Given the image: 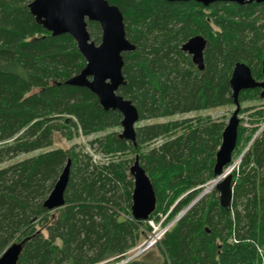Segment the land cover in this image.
Masks as SVG:
<instances>
[{"label": "trees", "instance_id": "1", "mask_svg": "<svg viewBox=\"0 0 264 264\" xmlns=\"http://www.w3.org/2000/svg\"><path fill=\"white\" fill-rule=\"evenodd\" d=\"M31 1L0 0V255L18 243L22 251L17 264L117 263L137 246L139 228L146 224L118 214L130 215L133 186L123 168L126 162L96 164L73 149H46L56 132L67 139L71 129L84 135L102 132L119 127L121 116L104 111L87 89L65 84L85 62L71 36H51L35 22L27 8ZM108 3L122 14L125 38L135 47L122 54L125 85L118 95L130 100L138 122L152 123L135 128V145L114 133L94 143L106 154H136L152 141L181 132L135 155L155 193L149 219L167 214L169 222L215 179V154L225 125L154 121L232 104L229 80L236 63H244L255 80L261 79L264 3ZM87 30L91 41L100 42L96 23H87ZM196 35L206 40L202 71L181 51ZM258 93L241 92L239 104L255 100ZM252 116L258 124L264 121V110ZM258 129L238 125L236 152ZM35 151L40 153L10 162ZM68 160L64 206L48 212L43 202ZM230 176L228 208L220 206L214 189L166 232L161 240L165 264H264V127ZM121 264L145 263L137 257Z\"/></svg>", "mask_w": 264, "mask_h": 264}, {"label": "water", "instance_id": "2", "mask_svg": "<svg viewBox=\"0 0 264 264\" xmlns=\"http://www.w3.org/2000/svg\"><path fill=\"white\" fill-rule=\"evenodd\" d=\"M168 2H195L208 7L213 3H231L238 6L250 3H264V0H166ZM30 15L35 22L51 34L60 36L67 34L75 41L77 50L85 64L82 70L65 81L70 87L85 88L98 100L104 111H117L121 116V133L119 139L135 145V125L138 115L130 100L118 95V90L125 85L121 74L123 65L122 54L135 50L126 38L123 17L118 8L108 3V0H32L27 5ZM87 23H96L100 29L99 44L90 40ZM206 40L196 35L181 47L187 53L191 63L198 70H203V52ZM260 81L255 80L249 67L244 63H236L229 80L232 104L235 107L221 133L220 145L215 154L213 176L222 179L215 184L219 204L222 208L230 206L232 198L231 176L224 175V169L230 164L236 147L237 129L240 110L238 96L247 90H259V98H264V62L261 65ZM69 160L63 167L51 192L43 202L48 212L64 206V192L69 177ZM132 179L130 216L133 220L145 222L155 209V193L138 158L135 157L128 169ZM201 192L183 211H188L203 196ZM22 251V245L13 243L0 255V264H17Z\"/></svg>", "mask_w": 264, "mask_h": 264}, {"label": "rangeland", "instance_id": "3", "mask_svg": "<svg viewBox=\"0 0 264 264\" xmlns=\"http://www.w3.org/2000/svg\"><path fill=\"white\" fill-rule=\"evenodd\" d=\"M97 44H99V42ZM261 79H262V76H261ZM261 79H259L257 81H260ZM239 106H240V110L238 113L239 125L246 128V129H250L253 126H259V129L255 133V135L249 140V142L246 144V146L243 147V149L240 152H236V150L234 151L230 164L224 169V172H226V175H231L233 172L237 173L238 166L241 162L242 156L248 151L253 139L256 137V135H258V133L264 127V121H262L258 124H254V122H256L255 121L256 119L254 116H252L253 114H255V112H257L259 110H264V98L263 99L259 98V93H258V96L255 100H245V101L241 102L239 104ZM234 109H235V107L233 106V104H230V105H226L223 107L213 108V109L204 110V111H200V112H191V113L182 114V115H174L171 117L158 119L154 122L164 123V122H173V121H181V120H185V119H191L192 127L198 126L200 124H204L206 122V120L211 121V122L223 123L224 125H226V123H227L228 119L231 117ZM151 123H152L151 121H139L135 125V128L142 127L144 125H149ZM121 131H122V129L119 126V127L110 128L106 131L84 135L80 132V130L76 129V131H75L74 129H71L72 137L70 139H67L65 135H62V133L56 132L54 134V137H53L52 146L46 150L62 149V150L66 151L69 149H73L75 151V153H79V154L80 153L81 154L86 153L87 156L90 157L91 161L96 163V164H107V163H111V162L117 163L120 161H124V162H126V164L123 166V168L126 170V172L128 174V169L133 163V162H131V160H133L135 158V155L142 156L143 154H146L149 150L156 148V147L160 146L162 143H164L165 141L173 139V138L177 137L179 134H181L180 131H176L172 135H170L169 137L160 138V139H157L155 141H152V142L142 146L140 148V150L137 151L136 154H132V153H127L125 155L120 154V153L119 154H117V153L106 154V153H104L103 149L98 145V143H94L95 139H99L105 135L112 134V133L119 135L121 133ZM39 153H40V151H35V152L28 154V155H21L18 158H15L14 160H12L10 162L20 161V160H23V159L28 158V157L36 156ZM5 165H7V163L3 164L2 166H5ZM153 177L155 178V176H153ZM215 179H212V180L206 182L201 187L200 193L204 192L206 190V187L209 186L212 183V181ZM214 189H215V186H214V188L212 187L210 191L206 192L205 195H209L210 193H212V191ZM186 193L187 192L181 193L179 195L178 199L182 198V196L186 195ZM173 203L175 204V202H173ZM130 204H131V201H130ZM189 204H187L180 211L179 214H182L183 213L182 211H184L189 206ZM169 210L167 211V213L169 212ZM129 212H130V209H129ZM118 214L120 215V217H124L128 221L132 220L130 215H124L122 213H118ZM156 214H158V213H156ZM179 214H177L175 217H173L172 220L169 222H167V219L163 220V219L158 217L155 220V224L156 223L160 224V228H162V229L168 228L167 229V231H168L169 229L172 228L173 224L176 222L175 219ZM165 215H162V217ZM147 226H148L147 223L141 224V226L139 228L140 239H139L137 246L140 245L149 236V233L151 232V230L150 229L148 230ZM43 233H45V232H43ZM165 234H164V236H165ZM162 238L160 239V242L155 247H153L152 249L148 250L147 252L139 255L138 259L141 260L142 262H144L145 264H165V263H167V258L165 255L166 252H165V248H164L165 246L163 245V243H161ZM128 253H126V257L123 256V258L121 260H119V262H117V263H115V261H112V259H111V260H108L107 262L105 261V262L100 263V264H121V262L125 261V259L127 257L131 256L132 253L131 254H128Z\"/></svg>", "mask_w": 264, "mask_h": 264}, {"label": "built area", "instance_id": "4", "mask_svg": "<svg viewBox=\"0 0 264 264\" xmlns=\"http://www.w3.org/2000/svg\"><path fill=\"white\" fill-rule=\"evenodd\" d=\"M181 214H179L175 221H177L180 218ZM161 218L163 220L166 219L167 214L165 216L162 217V214H157V217L155 218H151L148 219L146 221L147 225L150 227L151 232L149 233V236L137 247H135L134 249H132L128 254H131L130 257H127L125 259V261L121 262V263H125L128 262L132 259L137 258L139 255H141L142 253L147 252L148 250L152 249L153 247H155L159 242L160 239L164 236V234L166 233L168 228L162 229L160 228V224H155V220L156 218Z\"/></svg>", "mask_w": 264, "mask_h": 264}, {"label": "bare ground", "instance_id": "5", "mask_svg": "<svg viewBox=\"0 0 264 264\" xmlns=\"http://www.w3.org/2000/svg\"><path fill=\"white\" fill-rule=\"evenodd\" d=\"M224 175H226V172L224 173ZM223 176H221L220 178H216L215 180L212 181V183L206 187V190L204 191V193L208 192L211 190V188L215 186L216 183H218L221 179H222ZM183 212V211H182ZM186 213V212H185ZM184 215L183 213L181 214V216ZM180 216V217H181Z\"/></svg>", "mask_w": 264, "mask_h": 264}]
</instances>
